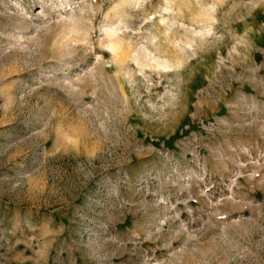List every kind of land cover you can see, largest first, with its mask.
<instances>
[{
	"label": "rangeland",
	"instance_id": "1",
	"mask_svg": "<svg viewBox=\"0 0 264 264\" xmlns=\"http://www.w3.org/2000/svg\"><path fill=\"white\" fill-rule=\"evenodd\" d=\"M0 264H264V0H0Z\"/></svg>",
	"mask_w": 264,
	"mask_h": 264
}]
</instances>
